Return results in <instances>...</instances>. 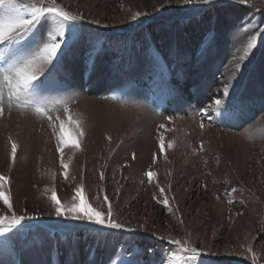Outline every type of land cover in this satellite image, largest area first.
Segmentation results:
<instances>
[{
    "label": "rangeland",
    "instance_id": "rangeland-1",
    "mask_svg": "<svg viewBox=\"0 0 264 264\" xmlns=\"http://www.w3.org/2000/svg\"><path fill=\"white\" fill-rule=\"evenodd\" d=\"M81 94L153 115L154 161L136 169L134 154L100 155L71 182L57 148L58 174L38 177L41 202L0 172V264L34 251L67 264L70 243L91 264H264V181L217 177L202 135L264 144V0H0V121L20 112L79 151ZM30 126L16 132L39 131Z\"/></svg>",
    "mask_w": 264,
    "mask_h": 264
},
{
    "label": "bare ground",
    "instance_id": "bare-ground-1",
    "mask_svg": "<svg viewBox=\"0 0 264 264\" xmlns=\"http://www.w3.org/2000/svg\"><path fill=\"white\" fill-rule=\"evenodd\" d=\"M223 24L224 23L220 21V25ZM72 66L76 75L79 66L76 63L72 64ZM259 69V75L262 77L261 67ZM78 83L79 82L75 80V84ZM81 97L83 102L78 107V110H76L78 117L82 120V133L79 142L81 149L79 151L71 149L66 141L62 144L63 140L61 143V140L56 139V137L54 138L46 122L38 124L37 122L29 123L25 121L27 123H24L19 120L22 113L14 111L10 114L11 118H7L6 116L4 117H6L7 120L2 118L4 121H0V172H8L12 178L14 193L25 191L24 193L29 199L40 202L43 201L41 183L45 181L38 177L42 176L48 170H52V172L58 174L57 148L63 150V156L72 168L68 176V180H71V182L75 180L76 176L77 178L80 176L81 169L90 170L93 167L95 157L100 155L107 158L113 155V158L116 160L124 158L127 155L128 159H126V161L128 162L131 159V155L134 154L136 169L142 165L153 163V154L157 153L155 147L159 137V130H161L160 126H158L159 121L152 119L153 115L151 117L146 110L142 109H138L139 111L134 112V114H129L113 106L111 103L110 105L107 102L85 97V94H81ZM31 124H33L32 127L35 126V128H39V131L29 130L27 133L23 131L16 132V127L22 126L27 129L26 126L31 127ZM257 127L259 129V133H257L258 139H264V117L260 119ZM204 132L205 133L202 131V135L208 142H213L217 150L218 164L214 169L217 177L223 178V176L225 177V175L233 173L238 179L249 177L253 179L254 182L259 180L264 181L263 143L258 142L259 144L248 147L243 137H236L232 133H224L221 139H218L219 137L216 139L215 131L212 129L205 130ZM10 140L14 142V146L17 149L16 160L12 158V152L14 151L11 149ZM179 141L183 144L187 141V138L180 135ZM168 157H170V164H172L177 154L169 152ZM167 165L165 160L163 161L160 159L158 175L164 176L168 167ZM196 169L195 166H187V176L197 172ZM248 173H250V176H248ZM131 178L133 179V177ZM64 181L65 180L60 179L57 175L55 183L53 182L52 184L61 188L65 186ZM256 186L258 188H256L257 192H259V184L257 183ZM67 249L69 255L65 256V258L70 260L67 264L88 263V261H86V254L85 257L82 255L84 248H81L79 244L71 245L70 243ZM43 259L46 260V256L43 252L34 251L26 254L23 263L43 264Z\"/></svg>",
    "mask_w": 264,
    "mask_h": 264
}]
</instances>
